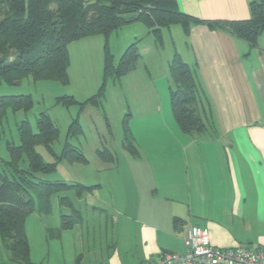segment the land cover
Here are the masks:
<instances>
[{
  "label": "crops",
  "instance_id": "crops-1",
  "mask_svg": "<svg viewBox=\"0 0 264 264\" xmlns=\"http://www.w3.org/2000/svg\"><path fill=\"white\" fill-rule=\"evenodd\" d=\"M249 1L176 0V5L197 19L241 20L250 16ZM164 30L171 36L170 49L162 55L150 43V54L117 79L119 87L116 80L107 82L102 107L72 105L81 128L72 145L87 159L83 163L90 171L81 175L90 182L56 180L94 186L80 195L71 190L74 200L68 191L62 193L71 202L65 214L74 219L68 229L89 226L80 203L86 195L94 199L92 216L101 221L91 227L104 238L101 257L89 251L94 264H145L162 252H182L191 225L206 227L215 247H264V34L251 47L205 23H191L187 34L171 25L161 30L162 39ZM99 36L68 44V84L72 68L78 75L80 68L86 72L76 77L77 90L67 87L59 95L81 101L96 91L103 70ZM174 53L191 67L200 87L204 132L185 134L172 114L168 64ZM112 101L119 141L109 123ZM126 114L134 152L122 143ZM100 151L111 156L104 158Z\"/></svg>",
  "mask_w": 264,
  "mask_h": 264
},
{
  "label": "trees",
  "instance_id": "trees-1",
  "mask_svg": "<svg viewBox=\"0 0 264 264\" xmlns=\"http://www.w3.org/2000/svg\"><path fill=\"white\" fill-rule=\"evenodd\" d=\"M249 11L247 19L202 20L181 12L176 0H0V84H17L30 77L67 85L68 44L84 37L102 35V80L96 91L81 101L69 94L55 97V104L66 108L77 105L80 110L86 104L102 107L107 82L134 70L141 56L133 42L114 63L108 45L112 32L139 21L153 35L156 45L161 46L163 28L178 24L187 34L191 23H205L254 47L258 37L264 34V0H250ZM168 71L170 107L178 127L185 134L206 131L200 115V87L191 67L174 53ZM32 105L30 94L0 95V139L3 138L7 111L26 113ZM128 119V114L122 119V143L134 152ZM16 131L18 143L5 140V156L0 157V241L10 254L8 261L0 264H32L24 231L27 214L35 209L49 212L53 195H57L59 205L71 207L63 192L72 190L80 195L94 187L46 178L62 160L70 163L87 161L81 150L68 140L81 131L78 112L71 118L59 154L51 148L59 130L47 112H39L33 123L23 118L16 123ZM37 145L44 146L54 155V160L44 161L36 150ZM100 155L111 156L106 151H100ZM73 223L72 215L60 214V224L54 234L71 228ZM48 230L52 237L53 231Z\"/></svg>",
  "mask_w": 264,
  "mask_h": 264
},
{
  "label": "rangeland",
  "instance_id": "rangeland-1",
  "mask_svg": "<svg viewBox=\"0 0 264 264\" xmlns=\"http://www.w3.org/2000/svg\"><path fill=\"white\" fill-rule=\"evenodd\" d=\"M174 28H172V35L175 34ZM102 37L101 35L99 36ZM95 38V39H100ZM171 36L167 30L163 31L162 45L155 44V51L157 49L160 54L170 49ZM133 42H136L138 52L147 57L150 54L151 47L155 43L153 35L148 32L147 27L139 21L127 24L112 32L108 38V45L111 53L114 56V61L121 57L127 46ZM88 53V52H87ZM72 54L74 51L72 49ZM76 54V53H75ZM86 54V53H85ZM82 72H86V69L80 68L79 75ZM78 70L72 68L71 82L70 84L63 85L55 80H32L30 77L23 78L17 84H0V95H17V94H30L33 100V105L26 113L19 110L12 112L7 111L6 118L4 120V132L3 138L0 139V157L5 156V140L12 139L14 143H18L16 123L27 118L31 123L34 122L36 116L41 111H45L49 114L52 121L57 126L59 132L58 137L51 144L52 150L59 154L64 140L66 138L67 129L71 118L75 116V110L73 107H64L60 104H55V97H57L62 90H66L70 87L72 90H77L79 81L76 80ZM117 82V80H116ZM119 82L114 84V87H119ZM109 86L108 88H110ZM113 100V98H112ZM112 111L110 113V127L113 139L119 141L121 136V127L119 124V117L116 118V105L110 103ZM114 112V113H113ZM77 136H71L68 140L73 143V138ZM36 150L40 153L42 159L47 162L54 160V155L45 149L42 145H37ZM90 171V168L84 163H70L62 160L58 163L54 172L46 175V178L51 180L64 178L71 182L77 181L76 179H86L90 182L89 177H83L81 174H86ZM71 200H74V193L72 191L66 192ZM87 197V195L85 196ZM82 197L81 211L85 219H88L89 226H76L73 229H67L62 231L60 236H52L51 230H55L56 226L60 223V214L69 213V209L65 206L58 204L57 195L51 197L52 208L49 212H41L38 209L30 212L26 215L24 221V231L27 237L29 245V260L32 264H94L92 255H89V251L98 254H102L103 247H100L101 237L98 232L93 230L92 223H98L101 220H95L96 213L92 216L93 208L91 204L94 203V199L90 197ZM97 212V211H94ZM55 233V232H54ZM93 241H96L93 246ZM96 244V245H95ZM93 250V251H92ZM9 251L3 246L0 241V263L7 262L9 259ZM96 255V256H97ZM101 257L100 255H98Z\"/></svg>",
  "mask_w": 264,
  "mask_h": 264
},
{
  "label": "built area",
  "instance_id": "built-area-1",
  "mask_svg": "<svg viewBox=\"0 0 264 264\" xmlns=\"http://www.w3.org/2000/svg\"><path fill=\"white\" fill-rule=\"evenodd\" d=\"M182 252H162L145 264H264V247H215L210 244L206 227L191 225L183 236Z\"/></svg>",
  "mask_w": 264,
  "mask_h": 264
}]
</instances>
